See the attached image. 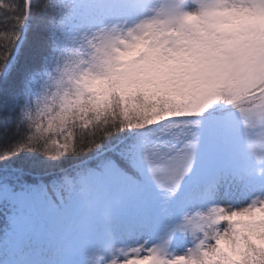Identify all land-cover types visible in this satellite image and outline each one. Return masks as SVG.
<instances>
[{
    "label": "snow or ice",
    "instance_id": "obj_1",
    "mask_svg": "<svg viewBox=\"0 0 264 264\" xmlns=\"http://www.w3.org/2000/svg\"><path fill=\"white\" fill-rule=\"evenodd\" d=\"M0 264H264V0H0Z\"/></svg>",
    "mask_w": 264,
    "mask_h": 264
}]
</instances>
